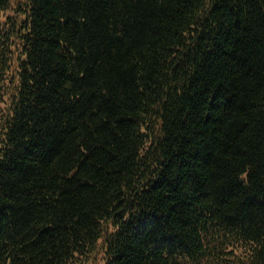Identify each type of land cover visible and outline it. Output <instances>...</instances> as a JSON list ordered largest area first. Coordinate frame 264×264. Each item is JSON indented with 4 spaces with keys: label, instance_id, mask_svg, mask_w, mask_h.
<instances>
[{
    "label": "trees",
    "instance_id": "obj_1",
    "mask_svg": "<svg viewBox=\"0 0 264 264\" xmlns=\"http://www.w3.org/2000/svg\"><path fill=\"white\" fill-rule=\"evenodd\" d=\"M264 264V0H0V264Z\"/></svg>",
    "mask_w": 264,
    "mask_h": 264
},
{
    "label": "rangeland",
    "instance_id": "obj_2",
    "mask_svg": "<svg viewBox=\"0 0 264 264\" xmlns=\"http://www.w3.org/2000/svg\"><path fill=\"white\" fill-rule=\"evenodd\" d=\"M89 264H91V263H89Z\"/></svg>",
    "mask_w": 264,
    "mask_h": 264
}]
</instances>
